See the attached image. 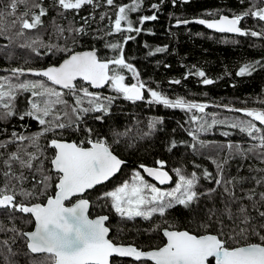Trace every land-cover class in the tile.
<instances>
[{
    "label": "snow or ice",
    "instance_id": "obj_1",
    "mask_svg": "<svg viewBox=\"0 0 264 264\" xmlns=\"http://www.w3.org/2000/svg\"><path fill=\"white\" fill-rule=\"evenodd\" d=\"M104 2L115 9L114 20L107 13L100 15L101 21L107 17L110 24L104 36L120 34L122 37L120 41L105 44L115 53L111 58H102L96 49L75 51L67 43L64 46L46 44L42 35L37 34L21 47L30 48L40 55L34 47L39 45L52 54L56 51L63 53L62 59L42 69L12 68L11 76L0 77V123L13 117L21 121L30 118L39 128L28 135L12 131L6 139H0V215L15 220V214L20 213L22 217H29L24 223L33 225V230L23 231L16 227L8 228L0 221V233L6 236L0 239V264H13L10 257L17 255L12 248V244L17 243V236L31 254V264H115L117 259L126 258L135 264H264V167L249 163V176L227 178L225 168L229 160L236 157L241 161L256 160L264 165V99L258 101L261 105L259 108L216 105L229 112L241 113L244 117L221 118L218 114L206 113L210 107L208 103L189 100L184 96L171 97L160 90L159 85L150 86L141 79L136 66L126 58L125 46L145 31L143 26L146 23L159 19L157 13L165 0L148 6L152 10L151 15H139L135 19L131 18V14L143 10L144 0L120 4L117 0ZM177 2L171 0L174 7ZM179 2L188 3L189 0ZM239 2L247 3L248 7L231 16L209 13V16L217 18L197 17L190 20L173 17L172 27L195 23L216 33L264 40V0H259V3H252V0ZM21 6L23 11H20ZM86 6L95 9L100 4L98 0H53L52 10L61 18L67 19L65 13H74L67 27L57 23L55 17L52 18L54 34L65 41L66 32L74 34L73 44L78 37L86 35L83 24L73 26L76 16ZM49 12L50 8L44 0H4L0 3V36H7L15 30L16 36L23 37L26 30L43 27V18L49 16ZM80 19L84 24H89L88 17L82 16ZM246 19L255 20L259 30L242 27V21ZM97 38L103 39L101 36ZM144 47L149 48L148 56L168 52L167 45L150 49L145 44ZM258 69H264V60L245 62L237 69L236 76H251ZM28 74L40 79H20ZM126 74H130L134 82H126ZM190 76L199 78L205 86L215 83L195 65L187 68L183 79ZM168 83L180 85L181 79H172ZM105 86H109L115 95L105 96L89 90ZM25 93L30 94L28 107L20 111L17 100ZM65 97H69L71 102ZM117 99L132 104L145 102L150 106L184 112L188 115L185 123L190 125L186 131L191 143H181L195 152L199 151L197 146L203 148L208 145L200 136L211 133L218 126L235 130L251 142L248 146L231 142L225 145L228 149L226 158H211L216 168L215 174L208 168L201 170V165L193 162L200 171L185 172L177 167L173 169L174 179L166 170V161L157 160L156 166L140 164L130 179L97 195V200L104 202L102 206L109 207L122 219L142 218L147 221L156 216L164 218V226L157 225L152 229L162 232L163 242L148 249L110 238L111 228L106 223L110 217L98 215L90 218L91 201L84 198L89 190L104 185L126 164L116 154L113 145L120 144V138L126 136L127 131L112 129L111 137L101 136L86 123L90 114H95L92 115L95 121L104 122ZM163 123L161 117L150 119L147 131H141L138 138L150 137ZM180 127L184 128V124ZM5 132L7 129L0 128V136ZM76 133L84 138L72 141L62 138ZM232 134V131L221 133L225 137ZM126 146L134 145L129 143ZM177 146L175 139L170 140L168 151ZM145 175L156 183L149 182ZM202 180L215 187L204 188ZM29 181L31 187L27 188L24 185ZM166 184L173 186L168 189L157 186ZM245 184H251V187L245 188ZM257 188L262 190L257 191ZM202 197L214 203L198 221L197 230H180L168 222L167 216L171 210L177 207L191 210ZM217 197L222 205L220 208L215 204ZM9 232L16 236L7 237ZM36 257L41 259L37 260Z\"/></svg>",
    "mask_w": 264,
    "mask_h": 264
},
{
    "label": "trees",
    "instance_id": "obj_2",
    "mask_svg": "<svg viewBox=\"0 0 264 264\" xmlns=\"http://www.w3.org/2000/svg\"><path fill=\"white\" fill-rule=\"evenodd\" d=\"M4 0H0L3 3ZM45 5L50 8L49 16L44 17V26L36 30L27 31L23 37L15 35V30L10 31L7 36H0V77L11 76L12 68H43L58 63L63 53L56 51L52 54L47 48L34 45L39 51L37 55L30 48L21 47V45L30 42V37L37 34L42 35L46 44H59L74 48V50L96 49L102 58H111L115 53L105 47L108 42H116L121 40V35L104 36L109 30L110 24L106 17L100 20V15L107 13V16L114 20L115 9L106 5L104 0H98L99 7L92 9L90 6L83 8L79 15L76 16L73 23L74 27L83 24L87 34L77 38L75 44L72 43V35L65 33L67 40L61 39L54 34L52 18L55 17L57 23L63 27H67L69 21H72L74 13H65L67 19L61 18L53 9V0H44ZM131 0H117V3H130ZM159 0H144L143 10L139 13L131 14V18L135 19L139 15H151L152 10L148 7L151 3H157ZM252 3H259V0H252ZM248 7L247 3H240L239 0H189L188 3H180L179 0L174 7L171 0H165L161 5L160 11L157 13L159 19L146 23L143 27L145 31L136 36L134 40L128 42L125 46L126 58L133 63L141 74V79L149 83L150 86L156 87L169 94L171 97L184 96L189 100L204 103H229L230 105H241L244 107L253 106L258 100L264 96V69H258L251 76H236L237 69L245 62L264 60V40L253 37H240L233 34H221L210 31L199 24H189L187 26L172 27L174 24L173 17L182 19L194 18H216L209 16L213 14H229L239 13ZM20 11H23L21 6ZM91 14V15H90ZM88 17L89 24H84L80 17ZM94 17V19H93ZM242 27H253L259 30V25L253 19L242 21ZM154 33V34H149ZM132 35L135 36V33ZM98 36L103 39L97 38ZM233 41H236L235 43ZM150 49L157 46H168V52L148 56ZM170 65V67H165ZM195 65L203 69L207 76L215 81L212 85H202L200 79L190 76L183 79L188 67ZM226 73H231L227 75ZM127 82H133L130 74ZM23 79H40L28 74L20 78ZM172 79H181L180 85L169 84ZM83 83V82H79ZM86 86V85H84ZM93 92L100 94L110 92V87L105 86L101 90L90 88ZM30 94L25 93L18 97L17 108L23 111L28 107L27 99ZM108 95H115L111 91ZM107 95V96H108ZM147 96V93H146ZM69 99V97H65ZM71 102V100H70ZM207 114H218L221 118H237L239 113L229 112L225 109H217L209 107L206 109ZM90 114L86 118L88 126L95 128L101 136H112V129L118 132L127 131V135L121 137V143L113 145L116 154L126 161L120 173L104 185L97 186L95 189L86 193L85 197L91 201L90 216L108 215L110 220L107 222L111 228L110 238L119 243L133 242L137 246L148 248L157 244L161 238V232L154 231L157 225H163L164 218L159 216L154 220L143 221L139 218L134 220L119 219L116 214L107 206H102L104 202L97 200V195L102 191L109 190L112 185L117 183L123 177L130 174L131 170L138 169L140 164L147 166H156L155 161H166V170L169 171L175 179L173 169L179 167L185 172L200 171L194 167V163L208 168L215 174L216 168L211 158L224 159L228 156V149L224 147L228 143H239L242 146L250 145L247 137L235 130H231L222 126H218L211 133L202 134L200 139L208 142L207 147L199 148L198 152L193 151L186 144L191 143V137L187 135L186 129L190 127L185 121L188 115L180 110L165 109L162 106L147 105L145 102L132 104L117 99L111 109V114L105 118L104 122L95 121ZM161 117L164 120L162 125L157 126V131L150 137L139 139L141 131H147V122L154 118ZM184 124V128L180 125ZM0 128L7 129L0 139H6L12 131L28 135L29 133L38 131V124L30 118L21 121L18 117H13L10 121L0 123ZM175 129V131H173ZM224 131H232L233 134L225 137L221 135ZM65 140H79L84 137L80 133L64 135ZM175 139L178 143L177 148L171 152L168 151L170 140ZM133 144V147H127V144ZM254 164L255 167H264L256 160H243L239 157L230 159L226 168V178L231 176L250 175L247 165ZM243 164V167H238ZM27 175V171H25ZM255 175V173H251ZM204 188L215 187L208 181H201ZM25 187H31V181L26 182ZM251 187V184H245V188ZM262 189L257 188V191ZM51 192V189L49 190ZM219 191V189H218ZM214 201L201 198L197 205H193L191 210H185L177 207L170 211L167 220L177 229L190 228L197 230L198 221L204 217L206 209L213 206ZM217 208L222 207L220 198L215 200ZM16 219L10 220L4 215H0L2 221L8 228L16 227L23 231L32 230L33 225L24 223L29 217H22V214L16 213ZM16 236L15 233H7V237ZM6 238L4 233H0V239ZM17 243L12 244L13 251L16 256L10 257L13 264H31V254L28 253L23 241L20 237H16ZM39 260L41 257H36Z\"/></svg>",
    "mask_w": 264,
    "mask_h": 264
},
{
    "label": "rangeland",
    "instance_id": "obj_3",
    "mask_svg": "<svg viewBox=\"0 0 264 264\" xmlns=\"http://www.w3.org/2000/svg\"><path fill=\"white\" fill-rule=\"evenodd\" d=\"M220 15H222L221 13H220ZM226 15H229V14H226ZM231 16V15H230ZM249 27V26H248ZM252 27V26H251ZM127 76V75H126ZM128 77V76H127ZM128 79V78H127ZM126 82H127V80H126ZM134 82V81H133ZM87 86V85H86ZM109 87V86H108ZM90 89V88H89ZM91 91V90H90ZM111 89H110V92H107V93H103L102 95H105V96H107L108 94H110L111 93ZM97 93H99V92H97ZM261 99H264V96L261 98ZM260 99V100H261ZM259 101V100H258ZM258 101L253 105V106H248V107H244V106H241V105H230L228 102L226 103H216V104H212V103H208L211 107H216V105H229V106H231V107H234V108H259V107H261V105L258 103ZM217 109H223V108H218V107H216ZM237 117H240V118H244L243 116H242V114L241 113H239V116H237ZM134 170H138V169H133V170H131V172H130V174L128 175V176H126V177H123L122 179H120L117 183H115L114 185H112V187L109 189V190H111V189H113L115 186H117V185H119L120 183H122L124 180H128V179H130V177H131V175H132V173H133V171ZM143 174V173H142ZM145 178L147 179V180H149V182H151V183H155V182H153V181H151L149 178H147L146 176H145ZM158 187H162V188H165V189H168V188H171L173 185L171 184V185H168V186H160V185H157ZM116 217L117 218H119V219H122V218H120V217H118L117 215H116ZM157 217V216H156ZM156 217H154L153 218V220L154 219H156ZM139 219H141V220H143L142 218H139ZM143 221H146V220H143ZM147 221H150V220H147Z\"/></svg>",
    "mask_w": 264,
    "mask_h": 264
},
{
    "label": "flooded vegetation",
    "instance_id": "obj_4",
    "mask_svg": "<svg viewBox=\"0 0 264 264\" xmlns=\"http://www.w3.org/2000/svg\"><path fill=\"white\" fill-rule=\"evenodd\" d=\"M180 230H183V229H180ZM163 240H164V238H163V236H162V232H161V238L159 239V241L157 242V244L156 245H160L162 242H163ZM124 244H134L133 242H126V243H124ZM143 248V247H142ZM148 248H150V247H148ZM148 248H145V249H148ZM115 264H135V262L134 261H132L131 259H123V260H120V259H117L116 261H115Z\"/></svg>",
    "mask_w": 264,
    "mask_h": 264
},
{
    "label": "water",
    "instance_id": "obj_5",
    "mask_svg": "<svg viewBox=\"0 0 264 264\" xmlns=\"http://www.w3.org/2000/svg\"><path fill=\"white\" fill-rule=\"evenodd\" d=\"M222 15H226V14H222ZM230 16V15H229ZM217 18V17H216ZM208 19H211V18H208ZM204 27V26H203ZM206 28V27H205ZM207 29V28H206ZM209 30V29H208ZM210 31H213V30H210ZM213 32H215V31H213ZM225 34H227V33H225ZM233 35H235V34H233ZM87 50H91V49H83V50H76V51H87ZM52 65H54V64H52ZM52 65H49V66H52ZM46 67H48V66H46ZM46 67H43V68H46ZM32 69H42V68H32ZM103 89V88H102ZM95 90H101V89H95ZM122 159V158H121ZM123 167V166H122ZM120 173V172H119ZM119 173H117L114 177H116ZM170 173V172H169ZM170 175H172L171 173H170ZM146 176V175H145ZM113 177V178H114ZM147 177V176H146ZM112 178V179H113ZM147 178H149L151 181H153V182H155L154 180H152L150 177H147ZM111 179V180H112ZM110 181V180H109ZM108 181V182H109ZM107 183V182H106ZM156 183V182H155ZM168 185H171V184H166V185H160V186H168ZM90 191V190H89ZM86 195V194H85ZM84 198H86L85 196H84ZM91 207V206H90ZM89 212H90V209H89ZM97 216H95V217H91L90 216V218H96ZM107 223V222H106ZM32 230H33V228H32Z\"/></svg>",
    "mask_w": 264,
    "mask_h": 264
}]
</instances>
